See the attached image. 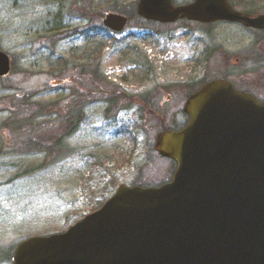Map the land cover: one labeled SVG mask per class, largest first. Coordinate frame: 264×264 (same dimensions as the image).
Returning a JSON list of instances; mask_svg holds the SVG:
<instances>
[{"label": "rangeland", "instance_id": "374dc122", "mask_svg": "<svg viewBox=\"0 0 264 264\" xmlns=\"http://www.w3.org/2000/svg\"><path fill=\"white\" fill-rule=\"evenodd\" d=\"M136 1L0 0V50L11 59L0 78V264H11L22 240L62 232L119 185L168 181L174 167L156 152V135L182 127L188 93L223 75L226 60L246 54L252 41L231 23L143 21L133 13ZM230 2L264 12V0ZM109 12L129 17L122 32L102 25ZM92 69L103 91L118 89L127 102L106 112L108 98L96 92L74 135L51 146L63 134L68 88L84 85L82 75ZM25 116L30 120H17ZM36 139L47 142L41 152L29 150Z\"/></svg>", "mask_w": 264, "mask_h": 264}, {"label": "water", "instance_id": "95a60500", "mask_svg": "<svg viewBox=\"0 0 264 264\" xmlns=\"http://www.w3.org/2000/svg\"><path fill=\"white\" fill-rule=\"evenodd\" d=\"M136 13L160 23L264 28V14H244L227 0H138ZM126 23L111 12L102 19L114 32ZM9 71L0 51V77ZM183 110L186 126L155 139L157 153L175 162L169 182L118 186L65 231L21 241L12 264H264V102L214 79Z\"/></svg>", "mask_w": 264, "mask_h": 264}, {"label": "flooded vegetation", "instance_id": "af4514ba", "mask_svg": "<svg viewBox=\"0 0 264 264\" xmlns=\"http://www.w3.org/2000/svg\"><path fill=\"white\" fill-rule=\"evenodd\" d=\"M228 1L232 5V7L236 8L230 2V0ZM188 2L190 1L178 2L177 0H172V4L174 6L179 5V4H185ZM241 11L247 12L248 14H251L252 16L259 14V13H264V12L250 11V10L248 11L241 10ZM219 22L230 23L227 21H216V22L211 23V25L215 23H219ZM156 24H159V23H156ZM236 25L240 26L244 30L251 33L252 41L249 47H247L246 49V54L242 53L240 57H235L234 58L235 60H232L231 58H228L226 60V62L228 63V66L225 69H223L224 73L219 78H223L226 81H228L232 85L233 89L240 91V92L250 94L259 102H264V28L246 27L240 23H237ZM241 62L257 63L258 66L256 69H249L248 71H241L236 68V65L240 64ZM74 84L69 90L70 108L71 110H73L74 112L78 114L77 119L79 120H81V118L86 119V113H87L86 109L87 107L89 108L91 106V99L93 95L92 81L90 80V76H89V78L86 80V84L84 87L82 86L78 87V86H75ZM134 98H137V96L135 95ZM57 108L61 110L62 105L58 103ZM187 122H188V118L186 116V121L183 124V127L186 125ZM73 126H75V122ZM75 131L76 130H74V132ZM74 132L72 133V135L68 133L61 135V138H60L61 143L63 144L66 143V141L70 138V136L74 135Z\"/></svg>", "mask_w": 264, "mask_h": 264}, {"label": "trees", "instance_id": "16d2710c", "mask_svg": "<svg viewBox=\"0 0 264 264\" xmlns=\"http://www.w3.org/2000/svg\"><path fill=\"white\" fill-rule=\"evenodd\" d=\"M135 12V10L133 11V13ZM89 76H91V79H92V76H94L93 80L94 82L92 81V91H93V97H97V96H103V97H106L108 98L106 101L108 102L107 104L110 105V107L108 109H105L106 112H108L109 110H112V109H115L117 108L118 104L122 101V102H127L125 99H122V96L120 95L121 92L117 90H113L111 93L107 92V91H103L101 88H100V81L102 80L101 79V76L99 75L98 71L96 69H92V74H88L86 72H84V74L82 75V78L87 80L89 78ZM76 86H82L84 87L85 84L83 85V83L81 81H78L76 83ZM193 91V90H192ZM97 93V96H94L95 93ZM99 93H103V94H99ZM19 96V98H25L26 99V96L25 94H18L16 95V97ZM21 101V100H20ZM22 108H17L19 109L21 112H25V108L23 105H21ZM120 108H118L119 110ZM67 115L66 117H63V122H65V125H64V128H63V134H72L74 132V130L77 129V126H78V123L80 122L78 118V114L76 112H74L73 110H71L70 108V105L69 103H67V106H66V109H65V112ZM62 113V114H64ZM61 114V115H62ZM27 118L28 120H30V118L28 116H25V117H18L17 120H20V121H24V119ZM74 122H75V126L74 125ZM21 129V125L18 126V132L21 133L22 130ZM178 128H175V127H167L165 130H177ZM15 133V131L13 132ZM62 134V135H63ZM41 136V134H40ZM40 136H38L40 138ZM60 138H61V135L59 136V139L56 141H54V143L51 144V146H54V147H58L60 146L61 144H59V141H60ZM37 140V139H36ZM33 141L30 143V146H32L29 150L30 151H33V152H41L43 151L41 148H42V145L43 143L46 144L47 142H43L42 139H39L37 141ZM25 146V144H24ZM49 146V145H47ZM26 147V146H25ZM46 147V146H45ZM35 148V149H33ZM1 152H3V149L1 147Z\"/></svg>", "mask_w": 264, "mask_h": 264}]
</instances>
